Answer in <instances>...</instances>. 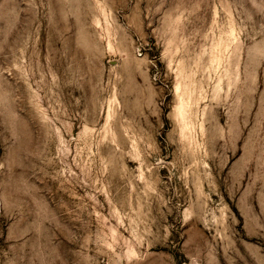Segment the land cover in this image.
<instances>
[{
	"label": "rangeland",
	"instance_id": "374dc122",
	"mask_svg": "<svg viewBox=\"0 0 264 264\" xmlns=\"http://www.w3.org/2000/svg\"><path fill=\"white\" fill-rule=\"evenodd\" d=\"M0 264H264V0H0Z\"/></svg>",
	"mask_w": 264,
	"mask_h": 264
}]
</instances>
